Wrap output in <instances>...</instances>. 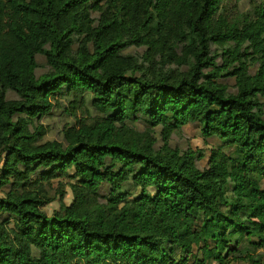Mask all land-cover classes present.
<instances>
[{
	"label": "trees",
	"instance_id": "obj_1",
	"mask_svg": "<svg viewBox=\"0 0 264 264\" xmlns=\"http://www.w3.org/2000/svg\"><path fill=\"white\" fill-rule=\"evenodd\" d=\"M241 1L0 0V264L261 262L264 0ZM193 123L222 142L204 169L171 145Z\"/></svg>",
	"mask_w": 264,
	"mask_h": 264
},
{
	"label": "rangeland",
	"instance_id": "obj_2",
	"mask_svg": "<svg viewBox=\"0 0 264 264\" xmlns=\"http://www.w3.org/2000/svg\"><path fill=\"white\" fill-rule=\"evenodd\" d=\"M252 7V1L251 0H242L239 3V8L241 11H248ZM131 51H134L132 49ZM140 52H143V49H139ZM39 61L43 63V59L39 58ZM39 73H42L43 70H38ZM230 87V91L234 92V83L235 81L233 79L225 81ZM61 106H56L52 113L49 116L44 117L40 123H42L47 130L48 134L44 137L43 142L46 141H60L63 142V129L66 126H72L75 124V118L70 115L68 111L69 107V99L67 98H61L59 99ZM88 108L93 113L96 114L94 109L90 107V99L88 101ZM78 112V111H77ZM78 115L82 117V114L78 112ZM139 128H142V125L138 126ZM156 136L161 141L160 136V130L157 129ZM171 145L177 146L182 150H188L191 149L193 151H200L203 153V157L201 160H199L198 164L199 166L204 169L208 167V160L212 153V151L216 148L221 147L222 142L218 140L217 138H209L205 139L202 136L201 129L197 123L189 124L185 126L181 131L176 132L173 134L171 139ZM227 153H232L233 150L231 149H225ZM264 167V166H263ZM65 183H68V180H63ZM55 186H57V181L54 182ZM261 185L264 188V176L261 178ZM125 191H131L133 195L137 196L140 193V189L135 188L132 184L128 183L124 186ZM3 196V194L0 192V197ZM54 202L48 204L45 206V211L48 213V215H52L55 211L59 210L60 208V197L56 198ZM73 201V194L69 186L66 187V196L64 199V203L66 205L71 204ZM5 215H0V220L5 219ZM253 241H256L254 238ZM247 247H249L253 251V257L255 259H260L259 264H264V248H259L258 250L254 251V246L251 244H247ZM230 259L226 260L225 263L222 264H251L248 257H242V258H236V256H230ZM192 263V262H191ZM206 264H220L219 262L210 261Z\"/></svg>",
	"mask_w": 264,
	"mask_h": 264
}]
</instances>
